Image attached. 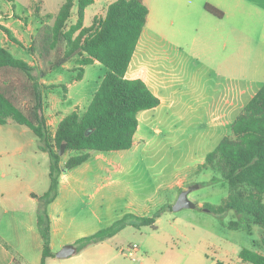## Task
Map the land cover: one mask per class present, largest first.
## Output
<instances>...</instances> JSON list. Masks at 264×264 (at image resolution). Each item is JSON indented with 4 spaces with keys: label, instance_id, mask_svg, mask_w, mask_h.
<instances>
[{
    "label": "rangeland",
    "instance_id": "rangeland-1",
    "mask_svg": "<svg viewBox=\"0 0 264 264\" xmlns=\"http://www.w3.org/2000/svg\"><path fill=\"white\" fill-rule=\"evenodd\" d=\"M28 1L33 3V0ZM50 1L49 11L54 12L55 2L58 3L60 0ZM111 1L98 0L87 6L84 24L89 25L94 15H103ZM75 20L76 6L67 21V26ZM47 22L51 24L52 20L49 19ZM35 34L36 32L33 36ZM243 38L239 35L236 42L239 49L232 52L231 47L224 50L219 44L221 39L214 36L209 40L211 41L209 48L188 63L189 57L182 52L186 51V48L178 51L170 44L171 40L159 39L150 32L143 36L141 42L143 41L147 54L153 53L161 58L159 61L161 70L172 77H175L180 69L193 73L195 87L190 91L188 87H184L190 93L187 107L179 106L176 111L173 110L174 114L169 113V117L164 111H156L148 113L146 123L141 119L135 143L130 149L92 151L93 158L97 154H102L106 157V162L103 163L99 174L89 173V177L93 174L94 177L89 178L87 193L75 198L67 208L68 217L74 214V226L88 220L89 230L96 227L100 229L109 226L126 213L154 216L159 209L165 208L156 217L155 227H125L107 243L109 246L106 247L104 255L101 258L97 256L98 259L89 264H114L119 259L125 264L161 262L166 264L168 261L174 264H216L217 261L250 264L241 262L238 255L241 248L264 252L260 243L261 237H264L263 229L253 226L250 233L230 229L227 223L235 219L233 211L230 210L219 218L206 207H202L204 203L220 204L227 196L228 188L213 170L198 168L207 152L217 145L223 135L230 132V124L247 102L248 93L243 92L237 97L226 98L224 108L227 111L220 120L217 119L219 114L217 109L221 105L219 100L235 90L246 89L248 86L249 89H255L256 86H261L260 81L264 82V76H255L259 78L255 80L253 73L246 69L247 55L245 46L242 45L245 43ZM177 42L185 47L190 46L188 40ZM251 44L255 46L254 42ZM11 50L16 57L26 58L35 67L36 72L39 73L45 68L36 53L30 52L31 54L26 53L22 56L20 48L17 50L12 47ZM237 52L239 61L235 62L234 55ZM76 59L77 57H74L46 76L39 77L45 97L44 114L51 133L61 116L73 110H77L80 115L83 113L104 74L105 68L101 64H88L83 67V77L74 80L76 75L74 69L78 66ZM183 60L187 64L180 67L179 63H183ZM24 80L25 76L20 72L7 68L0 70V83L3 81L14 86L12 94L20 107L27 110L30 101L19 92ZM60 84L68 85V93L66 91L65 95L61 87L50 86ZM203 95L209 96L206 104L202 103ZM21 129H25L26 132H21ZM37 146V138L28 127L12 120H8L4 125L0 124V179L15 180L11 185L16 197L15 205L25 212L21 217L18 216V220L16 219L14 242L24 239L23 242L28 245L32 243V238L27 237L30 232H26L30 224L26 214L30 209L27 201L29 189L39 191L42 182L49 184L48 155ZM73 153L71 151L63 153V161ZM213 177L218 178L214 183L211 182ZM193 184H198L199 187L192 190L188 198L196 204L195 208L175 211L167 207L168 205L172 207L181 189ZM99 185H102V188L94 193L95 198H89L88 195ZM102 194H105L104 199L99 198ZM96 218L100 221L98 222ZM74 232L71 228L70 233ZM132 243L138 245L135 257L139 259L137 262H132L120 254L119 246L123 245L122 249H125ZM115 256L118 259H112ZM70 257L58 259L57 262L66 263Z\"/></svg>",
    "mask_w": 264,
    "mask_h": 264
},
{
    "label": "trees",
    "instance_id": "trees-1",
    "mask_svg": "<svg viewBox=\"0 0 264 264\" xmlns=\"http://www.w3.org/2000/svg\"><path fill=\"white\" fill-rule=\"evenodd\" d=\"M95 1L64 0L51 24L47 22L50 15L40 16L36 7L35 13L41 17L42 23L32 38L29 51L36 53L45 65L39 73L33 65L0 46V70L12 69L25 76L19 92L30 101L27 110L22 109L12 94L15 87L1 81L0 124L12 120L28 127L37 138L38 149L49 157V187L41 195L31 193L38 201L37 226L42 239L39 264H46L47 258L54 256L50 245L48 206L57 197L60 175L87 161L91 151L130 149L139 124L138 113L160 104L159 97L144 80L125 76L146 24L147 5L143 0H113L103 15H94L91 23L85 25V9ZM74 5L76 20L67 26ZM204 8L222 17V11L216 7L206 3ZM2 29L11 41L22 45L7 28ZM74 57H77L78 64L74 69V80H80L84 74L83 67L95 61L104 66L105 72L83 113L80 115L73 110L64 115L51 133L44 114L39 77L46 76ZM50 86L61 87L64 95L67 91L65 84ZM63 143L66 144L63 153L74 152L64 161L59 154ZM198 168L213 170L228 188L227 196L220 204L204 203L202 207L219 218L233 211L235 219L227 223L230 229L250 233L253 226H258L264 230V83L236 115L230 124V132L207 152ZM217 180L213 177L211 182ZM167 207L171 208V205ZM164 208L154 216L126 213L109 226L78 238L74 245L80 250L114 236L127 226L153 228L156 217ZM260 243L264 250V237ZM238 255L243 263L264 264V252L243 247ZM12 264L22 263L14 259ZM216 264L228 263L217 261Z\"/></svg>",
    "mask_w": 264,
    "mask_h": 264
},
{
    "label": "crops",
    "instance_id": "crops-1",
    "mask_svg": "<svg viewBox=\"0 0 264 264\" xmlns=\"http://www.w3.org/2000/svg\"><path fill=\"white\" fill-rule=\"evenodd\" d=\"M49 1L33 0L31 4L28 0H21V2L20 0H0V46L5 47L10 52L12 51V47L17 50L20 48L22 56L26 55V53L31 54L29 46L32 41V36L42 23L41 17H38L35 13L36 7L39 10L40 16L49 14V19L53 22L64 0H60L58 3L55 2L54 6L56 8L54 12L49 11L48 5H51V1L50 3ZM96 2L98 0L94 3ZM143 2L148 7V16L125 76L127 78H141L144 80L152 92L159 97L160 104L154 108L140 111L138 113L139 124L141 119L143 123H146L148 113L152 114L156 111H164L168 113L167 117H169V113L174 114V111L179 106L187 107L190 101L189 91L195 87L196 82L193 73L190 74L180 69L177 75L172 77L166 71L159 68L161 58L153 53L147 54L143 41L141 42L147 32H150L152 36H156L159 39L171 40L172 42L170 41V44L173 47L175 46L178 51L186 48L187 50L182 52L189 57L187 60L188 63L198 57L199 53H204L209 48L211 44L209 40H212L214 36L221 39L219 44L224 50L231 47V51L233 52L239 49V45L236 42L239 39V35H242L245 40V43L242 45L246 49L247 60L245 64L247 71L253 73L255 80L259 79L255 76H264V0H143ZM206 3L222 11V17H217L206 11L204 8ZM2 27L7 28L22 45L11 41ZM178 40H188L190 46H182L177 42ZM251 42H254L255 46ZM12 54L14 55V53ZM238 55V52L234 55L235 62L239 61ZM21 59L27 61L24 57ZM182 62L179 63L180 67L187 64L184 60ZM92 64L100 63L95 61ZM260 82L262 84L264 83L262 81ZM66 86L68 93L69 88L68 85ZM184 87H188L189 91H186ZM259 87L256 86L255 89H249L248 86L246 89L235 90L225 95V97L219 100L221 105L217 109L219 112L217 119H223L224 114H226L227 109L224 108V101H227L225 100L226 98L232 96L237 97L244 92L246 94L248 93L249 100ZM250 90H252V93ZM201 99L202 103L206 104L209 96L203 95ZM62 117L59 118L58 122ZM22 131L26 132L25 129H21ZM54 131L55 129L52 133ZM135 140L136 132L134 134L133 145ZM105 158L102 154H97L93 158L91 151L87 161L60 175L57 197L48 206L51 228L50 245L54 256L48 257L46 264L93 263L95 259L101 258L104 255L106 247L109 246L107 243L111 242L113 238L124 230L122 229L114 236L88 245L80 250L76 248V252L70 255L71 257L66 263H62V261L60 263L57 262L58 259H65L59 258L55 254L61 247L68 243L74 245V242L78 238L89 235L99 229L96 227L89 230L90 222L88 220H83L74 226V214L68 217L67 208L71 206V201L87 193L89 178L93 179L94 177V174L92 177H89V173L99 174L102 171L103 163L106 162ZM34 171L36 172L35 168ZM34 177H36V174ZM14 181V179L8 180L5 178L4 181L0 179V264H12L14 259L19 260L22 264H39L42 255V239L37 226L36 209L38 201L32 197L31 193L41 195L48 189L49 184L46 185L42 182L39 191L33 188L29 189L27 201L30 209L26 211V214L27 218L30 219V224L27 226L26 232H30V235L27 237L32 238V243L28 245L24 243V239H21V234H19L21 240L14 242L17 228L16 219L18 220V216L21 217L25 213L15 205L16 197L11 186L14 184ZM99 188H102V185L97 186L88 197L94 199V193L99 192ZM99 198L104 199L105 194L100 195ZM134 214L140 215L138 213ZM96 219L98 222L100 221L99 218ZM71 228L74 229V234L70 233ZM122 246H119L120 250H122L120 252L121 256L128 258L132 262L139 260L135 258L138 248L134 252V257H130L122 249ZM97 256L98 258H96ZM112 259H118V257L115 256ZM114 264L125 263L119 259ZM166 264L174 263L168 261Z\"/></svg>",
    "mask_w": 264,
    "mask_h": 264
},
{
    "label": "water",
    "instance_id": "water-1",
    "mask_svg": "<svg viewBox=\"0 0 264 264\" xmlns=\"http://www.w3.org/2000/svg\"><path fill=\"white\" fill-rule=\"evenodd\" d=\"M65 146H66L65 143L61 144L60 149H59L60 155L63 154V152L65 150ZM198 187H199L198 184H193V185L187 187L186 189L181 190L179 192L177 199L175 200V202L173 203L171 208L175 211L180 210L182 208H195L196 204L188 198V194L192 190H194ZM203 209L207 210L206 208H203ZM75 252H76V247L73 244L68 243V244H65L63 247H61L55 254L59 258H66V257L74 254Z\"/></svg>",
    "mask_w": 264,
    "mask_h": 264
},
{
    "label": "built area",
    "instance_id": "built-area-1",
    "mask_svg": "<svg viewBox=\"0 0 264 264\" xmlns=\"http://www.w3.org/2000/svg\"><path fill=\"white\" fill-rule=\"evenodd\" d=\"M138 245L136 243L129 244L124 250L130 257H134V252L137 250Z\"/></svg>",
    "mask_w": 264,
    "mask_h": 264
},
{
    "label": "bare ground",
    "instance_id": "bare-ground-1",
    "mask_svg": "<svg viewBox=\"0 0 264 264\" xmlns=\"http://www.w3.org/2000/svg\"><path fill=\"white\" fill-rule=\"evenodd\" d=\"M120 251H122V250H120Z\"/></svg>",
    "mask_w": 264,
    "mask_h": 264
}]
</instances>
